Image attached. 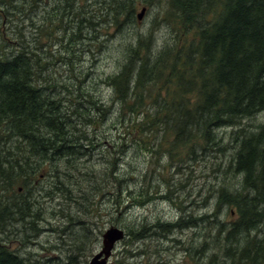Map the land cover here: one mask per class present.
<instances>
[{
    "label": "trees",
    "instance_id": "16d2710c",
    "mask_svg": "<svg viewBox=\"0 0 264 264\" xmlns=\"http://www.w3.org/2000/svg\"><path fill=\"white\" fill-rule=\"evenodd\" d=\"M85 1L82 7V0H54L55 14L39 28L45 25L48 31L37 42L40 54L28 47L17 52L0 50V264H48L30 258L31 252L23 257L20 247L8 244L31 237L43 227L39 202L44 215L54 218L48 224L54 230L63 231V225L72 224L71 207L50 204L46 198L71 193L73 175L59 170L58 184H46L40 177L72 160L82 163V158H90L102 136L108 145L101 152L103 177L116 176L120 186L134 181L136 176L125 168L114 174L124 148L127 153L134 145L154 146L157 152H147L148 161L159 166V155L165 158L160 197L176 202L180 209L185 205L180 195L185 185L174 175L187 177L194 172L190 165L200 157L211 156L218 162L214 180L203 174L207 180L203 196L214 200L210 212L194 215L190 211L159 221L150 234H142L148 230L144 224L135 232L126 225V235L140 240L159 229L167 235L170 229L208 224L203 244L195 251L212 249L215 255L202 264H264V122L247 126L242 122L264 111V0ZM155 5L160 11L147 27L128 34L120 46L122 59L99 80L111 87L110 104L80 86L79 65L67 66L79 87L68 88L66 81L50 74L39 78L40 69L45 70L47 58L55 52L62 59L70 60L75 53L77 58L82 56L78 43L82 45V37H87L82 35L83 22L88 30L99 25L121 30L122 25L138 22L139 6L145 7L146 14ZM162 25L170 29L172 38L158 44L156 34ZM53 36L56 44L50 46L47 42ZM63 89L69 97L62 95ZM63 98H68L67 104ZM104 119L110 122V131L89 136L86 128L99 127ZM81 173L84 184L92 181L90 171ZM140 177L141 184L145 171ZM87 189L82 186V195ZM158 189L162 191L156 184L134 198L143 201V197L157 196ZM121 191L122 186L118 198L112 196L116 209L109 217L124 206ZM67 197L74 200L73 195ZM226 206L227 219L220 211ZM232 210L234 217H230ZM91 234L88 225L83 226L82 247L76 240L75 248L83 250ZM211 239L214 246L209 248Z\"/></svg>",
    "mask_w": 264,
    "mask_h": 264
},
{
    "label": "rangeland",
    "instance_id": "374dc122",
    "mask_svg": "<svg viewBox=\"0 0 264 264\" xmlns=\"http://www.w3.org/2000/svg\"><path fill=\"white\" fill-rule=\"evenodd\" d=\"M33 1L0 0V50H14L17 52L22 47L25 49L28 47L33 49L34 52H40L37 42L38 40H44L48 31H45L47 28L45 25L43 29L39 30V28L43 24H47V21L55 14L57 6L54 4V0H48L49 2L47 0H39V2L34 3ZM86 3L85 0H82V7ZM140 7H138L137 12L140 10ZM219 8L221 9L220 5ZM158 10L160 11V7L155 5L153 9L144 14L141 21H138L134 25H122L121 30L115 26L109 27L108 25H99L94 29L90 28L88 30L86 29L87 24L83 22L82 35L87 37H82V45L78 43L83 47L82 56L77 58V53L74 56L70 55L71 62L68 58L62 59V54L55 52L56 55L47 58V62L49 63L45 70L40 69L39 78L43 74H50L52 77L58 78L59 81H66L68 88L79 87V83H74L75 80L73 75H71V69L67 70V66H71L70 63L73 65V68L75 65H79L77 71L82 67V83H80V86L83 89L92 91L94 94L97 93L103 103L110 104L111 87L99 80L103 79L107 74L112 73L117 62L122 59L120 46L123 42L127 41L128 34L147 27ZM162 26L156 34L158 44L163 43V40L172 38L170 29L167 30L164 25ZM51 38L54 41L47 42L50 46L56 44L54 36ZM87 48L91 50V53L88 52ZM152 51H155V47ZM41 54L43 55V53ZM42 58L45 59V56ZM73 72L78 73L74 69ZM69 76L71 77L69 78ZM63 90L62 95L69 97L67 90ZM67 99L63 98L66 104L68 102H66ZM112 105L114 106V103ZM114 113L117 114L116 111ZM105 119L99 124V127L90 126L86 128L87 134L94 136L95 134H100L103 130L108 133L111 125ZM242 122L244 125L247 123L246 126L263 123L264 111H259L255 115L243 118ZM118 132L122 133L123 130H118ZM116 134L109 135L116 136ZM225 134L227 135V133ZM106 143L107 140L102 136L98 146H95L94 155L88 159L82 158V163L72 160L68 164L62 165V168L58 167L57 171H52L49 168L52 167L50 163L46 164L50 170L46 175L40 177V181L46 184L49 182H56L58 184L56 175H60V172L57 173L59 170L64 168L65 171H69L73 175L71 178L73 183L71 193H66L63 195L64 197H61V193L57 195L51 194L53 195L52 197L49 195L46 198L50 204H68L71 207L70 212L73 216L72 224L63 225V231L54 230L53 226L48 225L55 221L54 218L48 215L47 212L45 213L47 216L44 215L43 205L39 202L40 217L42 218L39 222L44 224L43 227H40V230L31 237L24 238L22 241L18 239L12 241L8 244L9 247L18 246L20 247L19 252L24 253L21 256L27 257L28 253L31 252L30 258L36 257L39 260L48 262V264H88L93 254L101 247L102 233L107 228L116 226L123 229L125 236L116 243L108 259V264H202L210 254L215 255L212 249H207L201 254L195 251L198 248V244H203V235L208 232V224L199 228L187 227L183 230L177 228L174 231L170 229L171 233L169 234L168 232L167 235L166 233H162L163 229H159L157 230L158 232L154 231V235L140 240L126 235V233L127 226L131 227V230L135 232L136 230L139 231L138 227L144 224L148 230H145L142 234L146 232L150 234L155 224L159 221L174 220L190 211L194 215L210 212L213 208L214 200L212 198H204L203 188L207 184L206 178L214 180L215 169L218 163L216 159L211 156L200 157L198 161H194L190 165L193 166L194 172L187 173V177H181L179 174L174 175V178H179L185 185L180 192V195L185 198L183 202L185 205L184 209H180L181 207L176 202H170L167 197V199L160 197L164 192L161 185H165L164 180L162 181L161 178L164 174L162 163L165 162V158L163 155H159L160 165L158 166L155 161H148L147 154V152L156 153L157 148L154 146L146 148L134 145L133 150L127 153H125L127 148H124L122 159L119 162V171L115 167L114 174L122 173L125 168L136 177L134 181L121 182L122 204L124 206L114 211V214L109 217V212L116 209V203H114L112 196L116 194V199L118 198L121 186L116 183V176L107 174L103 177V155L101 152L105 146H108L105 145ZM108 154L109 156H113L114 150L108 152ZM183 170L180 169L179 171L183 172ZM81 171H90L93 174V179L90 183L84 184L82 182ZM143 171H145L146 177L145 181L140 184V174ZM203 174H207V177H203ZM225 182L229 184L233 183V181H228L227 178H225ZM156 184L158 188L162 189V191L158 189L157 196L150 195L147 198L143 197V201L134 198L139 196L138 194L141 190L147 189V192H149L152 186L156 187ZM82 186L86 187V189L88 187L83 195ZM67 194L73 195L74 200H69ZM54 197L56 198L54 199ZM82 202L84 205H82ZM220 211L225 215L226 219L229 218L226 216L227 206L220 209ZM194 215H192L193 218L198 217ZM234 216L235 213L232 210L230 217ZM45 217L48 221L45 220ZM225 217L221 216V218ZM65 223L67 222L65 221ZM85 225H88L92 234L89 240L85 241V248L77 250L75 243L78 240L82 247L81 230ZM261 236L259 234V237ZM208 246H210L209 248L214 246L212 239Z\"/></svg>",
    "mask_w": 264,
    "mask_h": 264
},
{
    "label": "water",
    "instance_id": "95a60500",
    "mask_svg": "<svg viewBox=\"0 0 264 264\" xmlns=\"http://www.w3.org/2000/svg\"><path fill=\"white\" fill-rule=\"evenodd\" d=\"M145 7H142L140 12L136 14L137 20H140L144 15ZM124 238V231L116 226L107 228L101 236V247L93 254L88 264H107L112 251L117 242Z\"/></svg>",
    "mask_w": 264,
    "mask_h": 264
},
{
    "label": "flooded vegetation",
    "instance_id": "af4514ba",
    "mask_svg": "<svg viewBox=\"0 0 264 264\" xmlns=\"http://www.w3.org/2000/svg\"><path fill=\"white\" fill-rule=\"evenodd\" d=\"M48 1V0H47ZM50 1V0H49Z\"/></svg>",
    "mask_w": 264,
    "mask_h": 264
}]
</instances>
